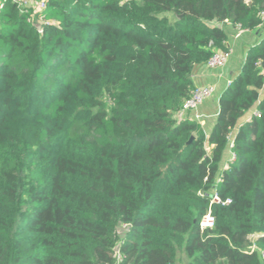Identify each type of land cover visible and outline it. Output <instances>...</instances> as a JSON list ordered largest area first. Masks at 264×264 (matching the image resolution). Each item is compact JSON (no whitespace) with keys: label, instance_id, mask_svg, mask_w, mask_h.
I'll use <instances>...</instances> for the list:
<instances>
[{"label":"trees","instance_id":"obj_1","mask_svg":"<svg viewBox=\"0 0 264 264\" xmlns=\"http://www.w3.org/2000/svg\"><path fill=\"white\" fill-rule=\"evenodd\" d=\"M0 4V264H264V0ZM238 29L206 136L182 104Z\"/></svg>","mask_w":264,"mask_h":264},{"label":"crops","instance_id":"obj_2","mask_svg":"<svg viewBox=\"0 0 264 264\" xmlns=\"http://www.w3.org/2000/svg\"><path fill=\"white\" fill-rule=\"evenodd\" d=\"M261 33L262 30H256L255 32H253V34L250 33L247 35H243L246 37V46L256 40L261 35ZM232 37L233 36H231L226 44L232 43ZM234 51L233 54L235 53ZM233 54L231 55L224 69H209L204 66L199 69L193 76L195 86L199 87L204 85H214L216 88L215 94L210 98L211 100H207L206 102L202 103L198 108V113L202 116L199 123L206 136L209 134L215 124L216 115L218 112V97L221 91L224 89L225 85L228 83L230 77L237 72L243 59V56L241 55V58L239 60H234L235 58L233 59ZM261 95L264 96V86L261 90ZM249 116L250 113H247L243 118L240 119V123L247 120ZM231 157L232 153L228 147L223 154L221 167L225 168L227 166L228 160L231 159Z\"/></svg>","mask_w":264,"mask_h":264},{"label":"built area","instance_id":"obj_3","mask_svg":"<svg viewBox=\"0 0 264 264\" xmlns=\"http://www.w3.org/2000/svg\"><path fill=\"white\" fill-rule=\"evenodd\" d=\"M13 2H17L20 8L31 7L35 6L37 9L44 8V0H11ZM1 6V4H0ZM261 18L264 21V9L261 11ZM243 33L242 30L238 29L237 32L232 37V43L226 44V49L224 50H214L212 55L209 57L208 61L206 62V67L209 69H217L222 70L227 65L231 55L234 51V43L235 41L241 36ZM264 76V71H263ZM216 88L214 85H204L195 87L189 97L183 102L180 114H185L189 112L191 116L197 120L198 122L201 119V115L198 113L199 106L210 99L215 94ZM234 158L232 154L231 159ZM215 200L218 199L215 197ZM229 201L227 200L226 203ZM215 219L211 215L210 212H207L199 223L200 230L211 229L214 227Z\"/></svg>","mask_w":264,"mask_h":264},{"label":"rangeland","instance_id":"obj_4","mask_svg":"<svg viewBox=\"0 0 264 264\" xmlns=\"http://www.w3.org/2000/svg\"><path fill=\"white\" fill-rule=\"evenodd\" d=\"M245 42H247L245 36H243V38L241 40H239L237 42L235 41V44H234V50H235L234 52L235 53L233 54V59L235 58L234 60H239L241 58V55L243 53V49L246 46ZM240 48H243V49H240ZM207 100L209 101L211 99H207ZM206 101H204V102H206ZM185 261H186V259H185L184 254L181 251H178L175 264H182Z\"/></svg>","mask_w":264,"mask_h":264}]
</instances>
